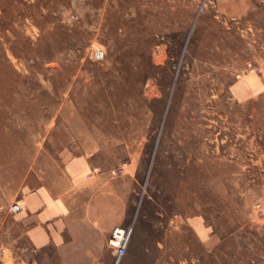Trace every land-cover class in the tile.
Returning <instances> with one entry per match:
<instances>
[{
	"label": "rangeland",
	"instance_id": "obj_1",
	"mask_svg": "<svg viewBox=\"0 0 264 264\" xmlns=\"http://www.w3.org/2000/svg\"><path fill=\"white\" fill-rule=\"evenodd\" d=\"M68 157L132 192L117 264H264V2L0 0V264H115L9 211Z\"/></svg>",
	"mask_w": 264,
	"mask_h": 264
},
{
	"label": "crops",
	"instance_id": "obj_2",
	"mask_svg": "<svg viewBox=\"0 0 264 264\" xmlns=\"http://www.w3.org/2000/svg\"><path fill=\"white\" fill-rule=\"evenodd\" d=\"M259 2L264 0H217L234 16ZM109 173L90 158L68 157L24 191L15 201L19 209L13 218L22 225L31 248L81 249L82 256L96 257L111 228L130 221L129 206L134 203L125 178Z\"/></svg>",
	"mask_w": 264,
	"mask_h": 264
},
{
	"label": "built area",
	"instance_id": "obj_3",
	"mask_svg": "<svg viewBox=\"0 0 264 264\" xmlns=\"http://www.w3.org/2000/svg\"><path fill=\"white\" fill-rule=\"evenodd\" d=\"M103 51L99 48L94 49V57L96 59H101L103 57ZM247 66L253 70L258 71L259 67L254 66L250 62L247 63ZM124 167L118 166L112 170L113 175H121L124 172ZM19 209V204L14 203L10 206L9 211L10 213H15ZM172 222H174V219H171ZM109 237L107 239L108 246H111L114 249V255H115V263L117 264L119 260L124 256V253L126 252L127 243L129 242L132 230L131 227L127 226H119L116 225L111 228Z\"/></svg>",
	"mask_w": 264,
	"mask_h": 264
},
{
	"label": "water",
	"instance_id": "obj_4",
	"mask_svg": "<svg viewBox=\"0 0 264 264\" xmlns=\"http://www.w3.org/2000/svg\"><path fill=\"white\" fill-rule=\"evenodd\" d=\"M116 264V263H115Z\"/></svg>",
	"mask_w": 264,
	"mask_h": 264
}]
</instances>
